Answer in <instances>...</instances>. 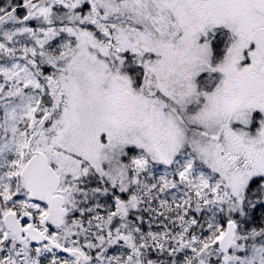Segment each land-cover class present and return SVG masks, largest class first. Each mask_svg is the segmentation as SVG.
<instances>
[{
    "label": "snow or ice",
    "instance_id": "snow-or-ice-1",
    "mask_svg": "<svg viewBox=\"0 0 264 264\" xmlns=\"http://www.w3.org/2000/svg\"><path fill=\"white\" fill-rule=\"evenodd\" d=\"M0 264H264V0H0Z\"/></svg>",
    "mask_w": 264,
    "mask_h": 264
}]
</instances>
